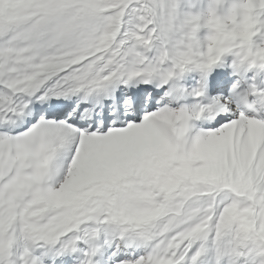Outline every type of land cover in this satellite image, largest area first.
Returning a JSON list of instances; mask_svg holds the SVG:
<instances>
[{
  "label": "snow or ice",
  "instance_id": "6c2138e0",
  "mask_svg": "<svg viewBox=\"0 0 264 264\" xmlns=\"http://www.w3.org/2000/svg\"><path fill=\"white\" fill-rule=\"evenodd\" d=\"M254 3L213 47L177 0H0V264H264Z\"/></svg>",
  "mask_w": 264,
  "mask_h": 264
},
{
  "label": "clouds",
  "instance_id": "9594fccd",
  "mask_svg": "<svg viewBox=\"0 0 264 264\" xmlns=\"http://www.w3.org/2000/svg\"><path fill=\"white\" fill-rule=\"evenodd\" d=\"M180 0H177V7ZM224 0H210L206 10L193 13L192 11H182L186 24L191 23L193 18L198 20L200 27L210 29L209 34L201 38L197 33L192 35V39L197 45L215 46L221 38L250 40L254 35L252 28L255 23L253 9L257 7L254 0H232L230 7L226 11L223 9Z\"/></svg>",
  "mask_w": 264,
  "mask_h": 264
},
{
  "label": "rangeland",
  "instance_id": "374dc122",
  "mask_svg": "<svg viewBox=\"0 0 264 264\" xmlns=\"http://www.w3.org/2000/svg\"><path fill=\"white\" fill-rule=\"evenodd\" d=\"M227 0H224V3L226 2ZM210 4V1L209 3H207L204 7L202 5V0H188V4L186 5H182V0H180L179 2V5H178V9L181 10V11H192L193 13H196L198 11H203V10H206L208 8ZM222 11V9H221ZM210 32V29L208 28V31L205 32L203 30V27H201L198 31V35L201 37V38H204L207 34H209ZM229 72H231V69H228ZM236 77H233V80H235Z\"/></svg>",
  "mask_w": 264,
  "mask_h": 264
},
{
  "label": "bare ground",
  "instance_id": "6f19581e",
  "mask_svg": "<svg viewBox=\"0 0 264 264\" xmlns=\"http://www.w3.org/2000/svg\"><path fill=\"white\" fill-rule=\"evenodd\" d=\"M49 254H50V253H49ZM78 255H80V254H79V253H76V254L74 255V258L76 259V257H77ZM51 257H52L53 260H57V259H58L56 256H54L53 253H51ZM65 264H68V262H66ZM73 264H75V262H73Z\"/></svg>",
  "mask_w": 264,
  "mask_h": 264
}]
</instances>
